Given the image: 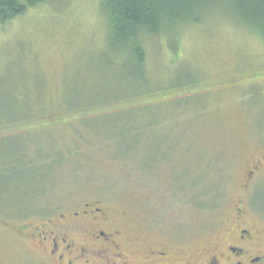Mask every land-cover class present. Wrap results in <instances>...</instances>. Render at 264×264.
<instances>
[{
    "label": "rangeland",
    "instance_id": "374dc122",
    "mask_svg": "<svg viewBox=\"0 0 264 264\" xmlns=\"http://www.w3.org/2000/svg\"><path fill=\"white\" fill-rule=\"evenodd\" d=\"M223 10L139 35L144 65L135 42L109 38L102 0H50L0 25V118L27 122L0 127V264H55L27 236L81 201L123 215L142 242L187 252L221 237L243 200L264 247V164L249 175L264 155V39ZM130 111L154 125L123 156L88 123L118 114L109 130L120 133ZM149 144L158 154L142 166ZM25 162L31 179L15 171ZM204 192L207 204L194 206Z\"/></svg>",
    "mask_w": 264,
    "mask_h": 264
},
{
    "label": "flooded vegetation",
    "instance_id": "af4514ba",
    "mask_svg": "<svg viewBox=\"0 0 264 264\" xmlns=\"http://www.w3.org/2000/svg\"><path fill=\"white\" fill-rule=\"evenodd\" d=\"M262 164L264 155L249 175ZM125 221L123 215L111 217L97 201H81L32 226L27 238L55 264H264L262 233L243 200L234 206L221 237L187 252L175 243L142 242Z\"/></svg>",
    "mask_w": 264,
    "mask_h": 264
},
{
    "label": "trees",
    "instance_id": "16d2710c",
    "mask_svg": "<svg viewBox=\"0 0 264 264\" xmlns=\"http://www.w3.org/2000/svg\"><path fill=\"white\" fill-rule=\"evenodd\" d=\"M50 0H0V25L7 21L20 16L27 8L35 7L47 3ZM223 6L225 10L222 11L226 16L232 19L239 27L250 29L252 32L260 35L264 39V0H102V9L104 11L107 25L109 29L110 39L113 42L121 43L122 46L130 47V44L137 42L140 35L142 38L149 35H157L164 28H174L175 26H187L192 24H199L200 17L203 13L207 12L212 7ZM136 42L134 45H136ZM136 51L133 52L132 57L135 58L137 64H145L143 58L144 46L136 45ZM133 48V46H132ZM16 85H12L14 87ZM26 88V86H25ZM150 91L135 95L136 98L151 95ZM133 96V97H135ZM132 96L124 97L122 100L103 103V105L84 107H108L115 106L118 103H127L132 101ZM127 101V102H126ZM81 108V107H80ZM69 109L71 110H79ZM67 109V108H66ZM133 111L119 113L120 117L117 118V124L120 127H127L128 130L116 133L114 130L110 131L109 127L116 123V115L102 117L101 122H96L98 119H93L88 123L89 129L99 131L104 139L114 146L115 154H122L131 156L135 154L138 147L139 140L145 135L146 131L154 125L152 122L153 117L145 118L142 114H133ZM146 117L147 114H144ZM113 117V118H111ZM150 117V116H149ZM104 118V119H103ZM106 118H108L106 120ZM111 118V119H110ZM22 123L21 121H13L0 118V127L6 131L9 127L17 126ZM98 125V126H97ZM114 126V125H113ZM130 126H134V130H129ZM108 128V129H107ZM4 141V140H3ZM19 144V143H18ZM18 146V145H17ZM148 146V145H147ZM151 152L148 157L144 159L142 166H146L151 162V155L158 154V148L153 149L152 144H149ZM20 148V147H19ZM17 151H19L17 149ZM40 153V149L37 150ZM47 154V153H46ZM4 155L0 154V160L3 161ZM19 164L23 161V156H18L16 152L12 156ZM55 156L59 160V155L53 152L47 154V158L51 159ZM41 156L45 157V153ZM153 160V159H152ZM24 162V161H23ZM25 166H18L15 171L20 173L28 172V179L36 176L35 168L29 166V162L23 163ZM208 192L198 193L191 197V203L196 207H202L207 204ZM211 196V195H210Z\"/></svg>",
    "mask_w": 264,
    "mask_h": 264
}]
</instances>
